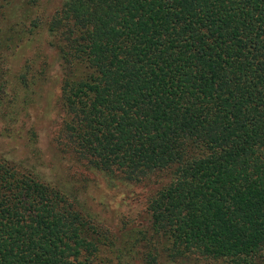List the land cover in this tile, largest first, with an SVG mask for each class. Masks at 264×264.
I'll list each match as a JSON object with an SVG mask.
<instances>
[{
  "label": "trees",
  "instance_id": "16d2710c",
  "mask_svg": "<svg viewBox=\"0 0 264 264\" xmlns=\"http://www.w3.org/2000/svg\"><path fill=\"white\" fill-rule=\"evenodd\" d=\"M38 2L0 0L2 131L58 85V145L128 182L168 176L147 206L144 264H264V0H61L49 18ZM39 30L52 63L10 78ZM93 223L0 153V264H125Z\"/></svg>",
  "mask_w": 264,
  "mask_h": 264
},
{
  "label": "rangeland",
  "instance_id": "374dc122",
  "mask_svg": "<svg viewBox=\"0 0 264 264\" xmlns=\"http://www.w3.org/2000/svg\"><path fill=\"white\" fill-rule=\"evenodd\" d=\"M60 2L39 0L37 12L49 18ZM45 39L44 31L39 30L32 43L20 46L11 65L10 78L25 61L38 56L37 68L45 60L52 63L51 51L44 45ZM53 67L56 68L55 65ZM53 74L50 68L48 75L52 77ZM58 97V85L49 83L42 93L38 114L21 112L18 121L12 125L13 132L9 134L2 131L3 125L0 124V153L37 172L52 186L62 188L69 201L107 233L113 245L104 248L103 253L110 260L116 263L115 257L119 254L125 264H144L150 238L147 206L152 196L166 184L167 174L157 172L140 182H128L118 175H107L89 168L72 152L58 145L56 137L63 117ZM20 102L21 99L16 104L19 110ZM29 129L37 134V155L28 153L25 147ZM166 264L218 263L189 257Z\"/></svg>",
  "mask_w": 264,
  "mask_h": 264
}]
</instances>
